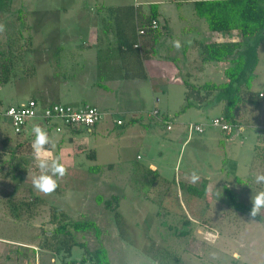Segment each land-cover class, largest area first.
Masks as SVG:
<instances>
[{
  "label": "rangeland",
  "instance_id": "rangeland-1",
  "mask_svg": "<svg viewBox=\"0 0 264 264\" xmlns=\"http://www.w3.org/2000/svg\"><path fill=\"white\" fill-rule=\"evenodd\" d=\"M148 1L156 0H136L140 11H148ZM161 1L158 7L171 32L169 43L179 41L181 47L160 49L159 53H164L166 57L146 62L150 76L156 79L160 76L154 71L150 61L161 63L164 69H169L170 72L165 69V77L161 79L166 89L159 91L156 81L146 80L139 90L147 99V110H151L153 99L160 117L167 115L173 118L172 129H166L170 119L160 121L159 116H149L148 112L143 113L142 119L151 121V125L147 127L129 124L107 131L105 125L100 124L93 132L86 129L82 131L80 136L86 140L84 152L78 153L83 148L80 144L75 150L80 142L66 143V146L71 147L68 152L70 156L75 151L78 154H75L72 161L70 158L64 159L66 173L58 179V186L53 192L46 194L37 191L31 182L34 175H26L20 180L12 178L13 180L3 181L2 185L6 188L2 191L8 194L0 196L2 200L12 197L18 201H26L29 205H19L22 209L16 212L12 207L9 210L8 206H4L0 212V235L25 240L33 246L34 254L32 258L17 254L7 255L6 258L0 256V262L13 259L9 263L14 264L17 262L16 258L21 264L27 258V264H78L84 256L83 249L73 246L70 252H66L64 247L67 243L60 242L61 236L57 238L51 235L56 224L49 222L50 207H56L70 220H91L96 223L100 229L98 238L92 231L71 232L69 241L84 243L89 250L104 247L111 264H264V210L252 219L249 212L235 210L230 206L223 191V187H227L239 203L251 208L252 192L262 188L254 183L256 174L252 172L253 175H247V169L251 166L250 153H253V146L256 144V133L264 131V97L260 99L258 107L253 104H243L240 107L238 119L243 126L261 128L246 131L249 138H245L246 144L243 146L247 148L244 150L236 148L244 139L241 136L238 140L229 138L224 147L220 146L222 135L218 129L206 128L202 133L189 134V124L202 123L206 120L204 118H209L206 120L208 121L220 116L222 105L208 113L193 107L182 111L185 88L179 79L174 78L173 73L176 65L181 67L186 63L183 46L187 45L190 50L194 39L202 42L217 39L226 41L237 40L239 36L236 31L229 34L221 32V37L197 34L195 28L198 25L206 27V23L194 14L193 0ZM5 3L7 5L0 9V34L6 36L0 35V39H5V44L11 40L12 49L15 45L14 50L17 49L16 46L20 49L24 47L21 51L23 56L29 52L25 50L30 49L31 38H35L31 36L32 28H42L43 33L49 35L43 38L41 33L40 37H36L38 42L42 40L47 46L51 44L49 40L55 38V33L61 31V0H8ZM74 3L70 6H78ZM99 3L95 7L102 8L103 4ZM131 3H134L133 0ZM112 13L117 16L118 12ZM107 15L106 11L99 13L100 18ZM110 21L111 19L105 20L106 23ZM19 32H22L23 38L18 35ZM3 47L8 48L7 45ZM46 49L47 47L44 48ZM195 52L193 49L191 56L197 60ZM57 53V50H52L53 55ZM259 54L257 76L252 82L251 90L264 93V43L259 47ZM167 56H171V59ZM191 58L188 59L189 63H192ZM220 63L223 64L218 62L209 66L222 65ZM184 78L188 83L200 84L204 80L223 81L219 78V71L211 73L208 79L196 80L193 75ZM130 117L124 115L123 120L127 123ZM4 122L6 120L0 119V125L5 127ZM243 126H240L241 133ZM6 128L13 139L18 137L10 123ZM54 130L50 135L54 140L60 139L63 134ZM186 138L188 139L183 144ZM261 142L257 145L262 144ZM259 147L261 146H258V151L262 150ZM61 154L67 155L62 147ZM91 165L100 166L98 174L86 170ZM151 166L154 168L151 169ZM251 167L258 171L257 174L264 173V155ZM147 170L152 173L149 174ZM193 172L198 175L196 181L192 180ZM236 177L246 184L238 183ZM203 183L205 192L202 197L187 188L192 186L200 190ZM26 188L29 191L23 193ZM96 195H100L105 201L111 200V208H106L103 202L96 204ZM161 206L168 214H161ZM186 219L190 221L185 228L187 234L181 237L172 235L173 228L176 229L175 234L183 229ZM3 247L5 244L1 243L0 253ZM234 252L238 254V260H232Z\"/></svg>",
  "mask_w": 264,
  "mask_h": 264
},
{
  "label": "crops",
  "instance_id": "crops-1",
  "mask_svg": "<svg viewBox=\"0 0 264 264\" xmlns=\"http://www.w3.org/2000/svg\"><path fill=\"white\" fill-rule=\"evenodd\" d=\"M63 1L65 2L64 6ZM63 1L61 0V31L55 33V38L49 40L51 43L49 46L45 45V42L42 43V40L39 42L36 40V37L42 35V28L31 29L33 30L31 36L35 38H31L30 49L25 50L29 51L26 56H23L21 53V51L24 50V47L20 49L16 46L17 49L14 50V45L12 49L14 53L12 56L13 76L10 82L0 87L1 106H16L24 104L26 101L33 98L41 104L59 103L70 105L74 108L84 106L96 107L103 112V117L94 127L87 128L86 130L88 132L95 131L100 124L105 125V130L112 131L116 126L123 125L124 115L135 117L146 112L151 113L153 108L157 110L159 115V110L152 101L153 99H151V112L146 109L147 99L143 97L139 87L144 81L149 80L151 82L156 81L155 83L159 91L160 89H166V86L161 79H164L165 77L163 76L165 75V69L167 71H169V69H167V67L164 69V67L160 65L161 63L150 61L154 67V71L160 76V78L156 79L155 77L150 76L146 65L148 60H154L161 56L166 57L164 53H159L160 49L169 50L173 46L169 43L171 40L170 29L165 22V18L162 16V12H160V7H158L161 5L162 1L156 0L155 2H146L150 5H157L159 12V25H166V28L163 30V35L155 46L156 53L146 59H143L141 55V49H143L144 46L142 45L144 44V38L138 34V24L148 11H140L139 4L136 0H133V4L131 3V0H118L117 2H113V0L112 2H109L107 0V3L106 0H99V2L103 4L102 8L95 7V5L99 3L97 0ZM194 1L195 0H193L192 3H194ZM73 3H77L78 6H70ZM103 11L108 12V15L100 18L99 13ZM114 11L118 12L117 16L112 13ZM107 19H111V21L106 23L105 20ZM39 30H41V32H39ZM195 30L197 34H212L221 37L219 32H210L207 29V26L199 27L198 25ZM0 35L6 36L3 34ZM20 37L23 38V36ZM47 37H49V35L43 33V38ZM203 42L221 41H218L217 39L216 41L204 40ZM54 43L56 44L54 45ZM262 44L260 46H262ZM45 47H47L46 50H44ZM183 47V56L186 63L181 67L176 65L173 74L175 79H179V81L183 83L184 88L186 82L184 76L188 75H193L196 80H199L200 78L208 79L211 76V73L219 71V78L224 80L222 70L226 66L225 63H220L222 65L209 66L211 63L205 64L195 60L191 56L192 50H189L187 45ZM52 50H55V52L57 50V55H53ZM46 53H48L49 56ZM259 55L258 49V57H260ZM167 57L168 59H171V56ZM189 58H191L192 63H189ZM256 76L257 72L255 70L254 80L256 79ZM206 81L212 80H204V82ZM259 93L264 97L262 91ZM155 100L157 101L158 98ZM220 105H222L223 110L224 102L221 101L217 104L208 106L203 105L201 108H198V111L208 113V111L217 108ZM220 115H222V112ZM205 117H207L206 113ZM168 118L173 120L172 117L168 116ZM205 119L207 120L209 118H204V120ZM117 120H121L122 123L118 125L116 123ZM171 120L169 121L171 122ZM4 123H6V126L9 125L8 121ZM198 123L199 122H195L194 124ZM36 125L45 129L52 141L51 148L45 146L46 156L49 160L58 159L60 163L65 165V160L70 158L72 161V158H74L77 153L75 150H77L78 144L83 147L78 153L82 151L84 152L86 145L84 144V141L86 142V140L85 137L80 135L85 129L81 126L71 129L61 128V130L57 132L54 129L48 130V127L45 124L38 121H29L24 125L22 132L18 134V137L13 139L7 132L6 126L4 127L0 125V196L8 194L2 191V189L6 188L2 185L3 181L12 178L20 180L22 178L24 179L26 175L39 174V170L33 160L31 147L34 139L32 128ZM149 125H151V121ZM243 129L244 130L239 136L236 134L224 136L220 132L222 135V140H219L220 146L224 147L226 144L225 142L229 140V138L232 140L237 138L238 140L241 136L244 139L241 141L240 146H236V148L243 150L247 148V146L243 145L246 144L245 138L246 140L249 138V134L246 132L249 129ZM254 129L257 131L261 128ZM254 129L253 131H255ZM53 130L58 134H63L62 137L54 140V137L52 138L50 135ZM263 136L264 131L256 133V144L253 146V153H250L251 150L249 152L251 166L253 163H257L258 159L261 160L264 155ZM187 139L188 138H186L183 144L186 143ZM75 141L80 143H77L73 156L72 154L70 156V153L68 152L71 147L66 146V143L70 142L73 144L76 143ZM258 142H261L262 144L257 145ZM258 146H261L259 148L262 150L258 151ZM61 147L67 155L64 154V156H62ZM231 148L234 147L231 146ZM251 166L247 169V175H253L252 172L257 174L258 171L255 168L253 170ZM153 168L154 167L151 166V169ZM206 172L207 171L204 170V173ZM205 175H207V173ZM25 191L29 190L26 188L23 193ZM19 192H22V190ZM9 195L13 196L12 193H9ZM23 202L24 201L12 199V197L9 200H2L0 197V212L5 208L4 206H8V209L11 210V207L14 206L13 204H29L26 203V201L25 203ZM12 210H14L13 207ZM1 243L5 244V247L1 249L2 252L0 253V256L2 257L6 258L7 255L11 254L25 257L29 256V258L33 257L34 248L29 243H26L25 240H15L3 236L2 234V236L0 235V244ZM15 260H17V262L14 264H20L18 263V259L15 258ZM23 260L25 261H22L21 264H27V258H24ZM12 261L13 259H11V261H5L4 263L0 262V264H12L9 263Z\"/></svg>",
  "mask_w": 264,
  "mask_h": 264
},
{
  "label": "trees",
  "instance_id": "trees-1",
  "mask_svg": "<svg viewBox=\"0 0 264 264\" xmlns=\"http://www.w3.org/2000/svg\"><path fill=\"white\" fill-rule=\"evenodd\" d=\"M5 2H8V0H0V9L7 5ZM193 10L198 18L204 20L209 31L219 33L224 32L226 34L236 31L239 39L207 43L202 42L199 39L193 40L190 50L194 49L196 51L195 53L198 61L215 64L223 62L226 64L222 70L224 80L222 82L206 81L202 84L185 82V103L182 111L192 107L201 108L203 105L208 106L217 104L222 101L224 102L222 115L213 118H223L225 122L232 126L233 131H235V128L243 126V123L238 119L240 107L243 104H253L258 107V105L261 104L260 99L263 98L259 91L256 92L251 90V86L259 62L258 49L264 42V0H195L193 3ZM158 18V7L156 4H151L149 5L147 14L143 16L141 21H139V30H144L141 35L144 38V44H142L144 46L143 49H141L143 59L149 58L156 53L155 46L163 35V30L166 28L165 24L162 26L159 25ZM152 20H156L158 23L156 29H151L150 27ZM21 33L22 32H19L18 35L22 36ZM5 42V39H0V87L10 82L13 76V45H11V40L8 44H5ZM4 45H7L8 48H4ZM143 117V114L130 117L127 123L124 121L122 126L124 127L129 124H139L143 127L149 126L150 122L143 121ZM213 118L204 123L210 122ZM160 119L162 121V119L167 120L169 118L167 115H162ZM31 121H38L45 124L48 127V130L54 129L56 126V124H51L43 120ZM96 124L91 127H81L87 129L94 127ZM243 127L249 130L250 128L251 130L255 128L253 126L245 125ZM61 128L71 129L76 127L61 125ZM206 128L212 127L206 126L205 129ZM218 130L224 136H230L233 134L232 132L231 134L226 135L220 129ZM86 170L90 173L98 174L100 166L91 165L88 166ZM147 172L149 174L152 173L150 170H147ZM236 181L238 183H245L244 180L238 177H236ZM137 185H139L138 182ZM187 188L191 189L193 193H196L199 197H202L205 192V183L202 184L200 190L192 186ZM223 191L230 206L235 210L249 212L250 208L243 203H239L230 189L223 187ZM113 200H116V198H113ZM187 201L185 202L189 205ZM95 202L96 204H101L103 202L104 206L109 209L112 204L111 200L105 201L100 195L95 196ZM23 203H25V201ZM13 205L14 212L22 209L19 208V205L21 204ZM162 207L163 206H161V214H168L167 210ZM50 211L51 215L49 222L56 224L51 235L57 238L61 236L62 240L60 242L63 244L67 243V246L64 247L66 252H70L73 246H78L83 249L84 256L78 261V264H111L107 250L104 247L89 250L84 243L75 240L69 241L71 240L69 238L71 232L92 231L98 238L100 236V229L94 221L70 220L56 207H50ZM189 222V219H186L182 226L183 229L177 234H175L176 229L173 228L172 235H179L178 237L186 235L187 230L185 228ZM169 228H172V226L169 225Z\"/></svg>",
  "mask_w": 264,
  "mask_h": 264
},
{
  "label": "built area",
  "instance_id": "built-area-1",
  "mask_svg": "<svg viewBox=\"0 0 264 264\" xmlns=\"http://www.w3.org/2000/svg\"><path fill=\"white\" fill-rule=\"evenodd\" d=\"M156 20H152L150 27L156 29L158 27ZM144 30H138V34L142 35ZM149 116H158L157 110H153L149 113ZM103 117L101 112L96 107L84 106L80 108H74L70 105H63L59 103L41 104L34 99H29L24 104L16 106H0V119L6 120L12 126L13 131L18 134L22 132L24 125L31 120H43L51 124H56V131L61 130V125H67L70 127L86 126L91 127L98 123ZM161 121V119H159ZM162 121H166L163 120ZM116 123L120 125L121 120H117ZM206 126L220 129L224 134L229 135L240 134L241 128H235L233 131L232 126L223 120V118H213L208 123L189 124L187 126L188 133L197 132L202 133ZM171 122L168 121L166 125L167 130H171Z\"/></svg>",
  "mask_w": 264,
  "mask_h": 264
},
{
  "label": "clouds",
  "instance_id": "clouds-1",
  "mask_svg": "<svg viewBox=\"0 0 264 264\" xmlns=\"http://www.w3.org/2000/svg\"><path fill=\"white\" fill-rule=\"evenodd\" d=\"M173 46L177 49L181 47L179 41H173ZM32 133L34 134V139L32 142V155L34 163L39 170L38 175L32 177L33 187L42 193H51L58 186V179L65 175L66 168L59 162L58 159L49 160L46 156V147L51 148L52 141L45 129L36 125L32 128ZM198 179L197 173H192V180L196 181ZM254 183L256 185L262 186L261 190L252 192L250 202L251 208L249 210V217L255 219L262 210H264V173L256 174L254 177ZM215 258V254H213ZM239 256L237 253L232 254V260H238Z\"/></svg>",
  "mask_w": 264,
  "mask_h": 264
}]
</instances>
